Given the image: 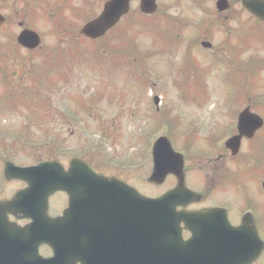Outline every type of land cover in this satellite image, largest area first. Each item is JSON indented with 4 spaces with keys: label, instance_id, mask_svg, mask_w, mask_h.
Returning <instances> with one entry per match:
<instances>
[{
    "label": "rangeland",
    "instance_id": "374dc122",
    "mask_svg": "<svg viewBox=\"0 0 264 264\" xmlns=\"http://www.w3.org/2000/svg\"><path fill=\"white\" fill-rule=\"evenodd\" d=\"M85 1L88 3L82 4L81 0H67L66 4L69 7H71L70 3L80 7L94 2V7L97 9L96 14H98L104 2V0ZM168 1L170 0H159L158 12L153 16L143 18L139 12L138 1L132 0L129 14L115 26L109 37L99 42H90L87 39L79 42L75 37L84 21L75 20L76 26L70 30L53 26L55 21L52 19L56 17L57 4H60L61 0H12V13L15 16L13 20L23 21L26 27L37 31L41 36V45L37 50L27 51L18 49L19 46L14 45L13 39V45L18 48L11 54L5 55L7 58L5 64L10 73L13 70L18 73L21 59L29 62L33 69L43 65L50 51L57 49L56 54L59 55L58 49L65 51L73 45L81 50L74 49L67 53V56L71 57V62L68 66L64 65L60 71L62 73V70L67 68L64 80H56L53 90L45 95L50 103L51 116L42 127L39 124L33 125L34 118L29 121L25 109H5V114L13 115L11 118V115L7 117L3 116L4 113L1 114L0 130L2 131L7 127L19 130L20 125L24 129L26 127L24 125L30 122L27 128L28 138L23 141L14 139L18 140L19 147L22 146V148H17L18 150L10 156L21 164H36L39 161L55 159L63 166H67L70 159L76 157L90 164L101 174L114 173L128 178L130 184L136 186L139 191H144L148 187L141 178H146L151 170V144L158 136L164 135L171 140L173 147L178 151H183L185 158L188 159L185 166L187 175H196L201 172L193 166L195 162L192 158L206 151L207 146L204 140L212 133L219 136V128L223 130L229 119L228 110L218 111L220 104L218 107L217 96L214 98L216 100L214 108L210 106L215 104L214 99L205 104L202 110H198L196 104V102L203 104L207 98L210 99L216 94L219 58L197 59L196 52L191 47L187 49L183 65L193 72H188L183 79H195L196 74L201 81L207 80V83L211 85L210 88L197 92L194 88L192 89L190 82L185 85L180 80L174 79L178 76L175 75L177 73L169 72L168 68H182L181 57H183L184 49L178 50V46L172 45L169 37H160L158 31H162L163 34L171 30L178 31L176 41L183 46V43L189 39L184 32L204 31V29L195 28L194 24L187 26L188 24L184 23L186 18L198 20V14L202 13L198 8L200 4L203 10L214 13V0L195 1L194 3L178 0L172 6ZM94 7H90L89 11L94 12ZM85 8L82 10L83 14L79 13V16L86 20L88 12L84 10ZM68 14L72 15V12L65 10L64 15ZM164 14L166 17L160 18V15ZM170 15L181 19L177 29L170 24L165 25L164 21H167ZM238 15L240 23L243 24L247 20L246 14L240 12ZM217 22H220L219 18L214 17L215 26L208 31L210 40L212 38L219 40L222 29L219 28ZM208 23L210 22H207V25ZM228 25L234 26L230 21ZM13 31L18 32L19 29L14 30L13 28L11 32ZM263 35L261 33L260 38H263ZM0 38V52L12 51L11 44L5 45L7 40L4 38H7V35L4 30ZM189 40L194 42L196 39ZM112 46H117V50L114 51ZM125 53L128 54L127 57ZM51 63V68L54 70L53 55ZM140 64L141 68H139ZM173 65L177 66L173 67ZM53 73L55 78L59 72L55 70ZM16 79H20L19 75L13 77V84L17 83ZM44 81L45 79L42 80ZM220 82L219 94L222 90H226L224 80L221 79ZM21 83L24 85L25 82ZM47 85L50 86L49 83ZM45 86L42 87L44 91H49L45 89ZM155 94L162 99L161 102L159 100L161 106L158 109L152 103ZM231 94H233L232 85ZM219 98L218 101L221 103L224 95H219ZM2 99L6 100L5 96ZM190 100L194 102L184 103ZM230 104H233V100ZM213 111H218V113ZM208 112L211 114L209 115ZM55 113L56 117H53ZM192 115H194L192 121L200 119L195 127L191 121L183 120ZM192 130H194L193 133H191ZM110 131L115 134H110ZM221 132L223 136L220 145L216 149H210L214 154L223 151L222 141L227 134L225 130ZM20 135L25 137V132ZM190 135L195 138L191 142L189 141ZM12 136V134H7L2 140L6 139L5 143H10ZM30 143L34 145L28 146ZM212 144L214 145V142ZM182 146L186 149L189 146L190 148L185 151ZM245 152L244 147L242 154ZM249 168L251 170V166ZM0 178H2L1 175ZM10 189L12 190V185L5 188V190ZM147 192L154 193L149 190Z\"/></svg>",
    "mask_w": 264,
    "mask_h": 264
},
{
    "label": "flooded vegetation",
    "instance_id": "af4514ba",
    "mask_svg": "<svg viewBox=\"0 0 264 264\" xmlns=\"http://www.w3.org/2000/svg\"><path fill=\"white\" fill-rule=\"evenodd\" d=\"M236 1L238 0H231V7L233 2ZM12 12L13 6L11 0L9 6L6 4V0H0V14H4V19L0 18V34L4 30V33L7 35V38L4 39L7 41H10L11 31L14 26L19 25V23L13 20L15 16ZM231 12L230 9L229 14L224 15L223 19H231L234 16ZM258 23L264 26L263 22ZM260 32L264 33V31ZM236 33L237 29L235 27L224 32L228 37L236 36ZM218 44L219 54L224 63L235 69H240L242 63L241 50L235 46H227L224 38ZM259 63L264 65V58L259 57L258 54H254L251 58V65L255 67V71ZM238 107L239 109L232 112L231 116L233 123L230 128L232 129V133H238L236 125L239 114L243 109H248L251 113L261 117L263 125L253 133L251 138L242 139V144L248 147V152L241 158L234 159L235 157L232 158L229 156V152L226 151L216 159L217 166H214L213 169L218 174H208L205 178H183L185 186L198 195L186 205L175 208L179 212L176 226L179 229L177 235V248L179 250H181L180 241L186 242L193 237V228H195L196 237L190 240V246L196 248V241L198 243L199 241H206L203 233L198 231L197 228L204 227L207 224L213 227L219 225L225 227V225H229L237 228L241 226L243 218L247 215L250 219L251 227L257 230L260 239L264 241V82L261 85H255L253 93L246 96V102L239 103ZM12 160L14 161V159ZM227 163H232L236 171L242 167H246L248 170L251 166L253 178H230L231 175L228 174L226 169ZM118 179L128 182L127 178ZM178 179L166 178L164 183L158 186L162 189H158L153 194V197H159L168 189L173 188L177 184ZM14 181L13 183L18 185L16 189L23 188L25 185L22 181ZM1 183L2 178H0V199L3 198ZM67 206L68 196L66 193H55L49 199L48 214L51 216H63ZM180 215H186V217H180ZM9 218L21 224L27 222L26 220L16 219L13 215H9ZM94 224L98 230L100 239L106 240V246L110 251L111 259L119 260L122 258V260L128 261L130 247L129 216L112 210L95 217ZM44 250L46 251L45 256H49L48 249L44 248ZM211 251L215 253L217 249L214 248ZM260 262L264 264V249L261 251L258 259L251 264H261Z\"/></svg>",
    "mask_w": 264,
    "mask_h": 264
},
{
    "label": "water",
    "instance_id": "95a60500",
    "mask_svg": "<svg viewBox=\"0 0 264 264\" xmlns=\"http://www.w3.org/2000/svg\"><path fill=\"white\" fill-rule=\"evenodd\" d=\"M154 2L155 0H140L141 10L145 13L152 12L155 8ZM247 5L251 9H254L258 5L264 7V3L255 1ZM128 6L129 0H109L104 5V9L100 16L93 21L88 22L83 27L82 32L86 36L92 38L101 36L119 19L121 15L127 12ZM18 41L28 48L35 47L39 42L37 35L30 31L22 32L18 37ZM236 148L237 144L235 143V149ZM176 158L177 157L171 151L169 142L164 137L160 138L156 144L154 153L155 169L151 178H163L166 173L170 171L174 172V166L169 164V162H174V159ZM163 159H168V161L165 160L164 162ZM176 168H181V162L177 165ZM4 174L7 177L23 178L28 182L29 186L25 190L20 191L13 201H10L6 205H2L3 209L5 207L13 206L17 201H30L32 198H42L38 203V208L40 210L45 207V200L50 192L57 189H65L64 180L62 178H69V176L75 175L79 176V178H95L94 181L97 183H108V180L105 179L106 177L98 175L93 169L78 160L71 161L68 172H64L62 166L55 161L41 163L39 165L28 168L15 167L12 164L8 163L4 167ZM81 181L89 183L90 180ZM129 190L132 192V197L141 198L135 193L132 188H129ZM31 203H33V200ZM28 206H31L30 202ZM39 216H41V213L38 215V217ZM1 221L2 227L0 231V264H30V262L25 260L26 258H24L23 256L28 255L27 250L30 245L32 249H35V246L38 243L36 241L32 242L29 237V231L34 232L35 230L33 223L30 225V229L32 230L17 232L10 228L3 218H1ZM33 262V264H42L41 259H34ZM54 263H58V261H54ZM222 264L231 263L229 261H223ZM233 264H243V262L236 261Z\"/></svg>",
    "mask_w": 264,
    "mask_h": 264
}]
</instances>
